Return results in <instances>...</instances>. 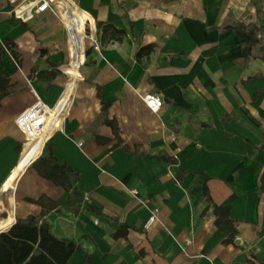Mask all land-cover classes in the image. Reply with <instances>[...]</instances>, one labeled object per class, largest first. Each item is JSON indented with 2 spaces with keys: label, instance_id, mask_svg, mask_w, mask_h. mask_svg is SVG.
Listing matches in <instances>:
<instances>
[{
  "label": "crops",
  "instance_id": "obj_1",
  "mask_svg": "<svg viewBox=\"0 0 264 264\" xmlns=\"http://www.w3.org/2000/svg\"><path fill=\"white\" fill-rule=\"evenodd\" d=\"M24 1L0 0V213L74 241L67 264H264V0H53L28 19ZM239 23L258 28L248 57ZM36 99L63 119L39 156L15 124Z\"/></svg>",
  "mask_w": 264,
  "mask_h": 264
},
{
  "label": "trees",
  "instance_id": "obj_2",
  "mask_svg": "<svg viewBox=\"0 0 264 264\" xmlns=\"http://www.w3.org/2000/svg\"><path fill=\"white\" fill-rule=\"evenodd\" d=\"M80 17L78 21L82 25L83 21ZM109 28L113 27L105 25L103 32ZM113 30L118 35L113 39L120 41L121 35L124 32L116 29ZM233 30L238 38L243 40L242 52L245 57H248L252 47L259 41L257 38L258 28L251 26L247 29L242 23H239L233 27ZM151 49V45L141 47L135 56L140 58L148 54ZM85 54H87V51H85ZM105 123L111 126L112 130L117 133L118 129L114 121L105 119ZM34 158L36 156L33 154ZM40 159L48 165L43 176L67 189L72 186L67 169H63L51 154ZM203 191L206 193L205 185H203ZM213 212L216 216V226L222 230L227 229L230 231L229 239H227V241H230L235 230L232 221L228 218L229 207L215 205ZM13 221L14 218L6 215L4 217L0 216V230L9 227ZM123 233L124 231L120 229L116 232L115 236L122 235ZM75 248L76 244L74 241L55 237L51 233L47 223H40L33 216L25 219H16L9 228L0 231V264H67ZM83 264H91L89 255H84Z\"/></svg>",
  "mask_w": 264,
  "mask_h": 264
},
{
  "label": "built area",
  "instance_id": "obj_3",
  "mask_svg": "<svg viewBox=\"0 0 264 264\" xmlns=\"http://www.w3.org/2000/svg\"><path fill=\"white\" fill-rule=\"evenodd\" d=\"M9 4L15 6L18 5L21 0H7ZM55 7L53 4V0H33L31 5L22 8L21 6L17 9V16L20 18L28 19L35 14L44 12L49 8ZM87 39L90 40L94 44V47L98 49L96 44V39L94 35L87 36ZM6 49V46L3 45ZM142 100L146 104V106L152 112H158L161 105V98L152 93H145L142 95ZM59 103L55 107H49L45 103H43L40 99H36L35 102L30 105L28 108L24 109L20 112L15 118L16 127L23 135V144H22V152L23 153L25 146L31 143H39L41 145L40 151L37 156L40 155L41 150L50 136V134L60 127L58 112ZM66 115V113H65ZM64 115V116H65ZM63 116V118H64ZM63 120V119H62ZM62 120L60 122H62ZM81 146V143L78 144ZM33 160V159H32ZM31 160V161H32ZM30 161V162H31ZM158 214V209L153 207L151 209L150 216L147 218L143 227L148 229L151 224L156 220ZM15 220L13 221V223Z\"/></svg>",
  "mask_w": 264,
  "mask_h": 264
},
{
  "label": "rangeland",
  "instance_id": "obj_4",
  "mask_svg": "<svg viewBox=\"0 0 264 264\" xmlns=\"http://www.w3.org/2000/svg\"><path fill=\"white\" fill-rule=\"evenodd\" d=\"M86 41V39L84 40V43H83V53H84V51H85V42ZM69 60V57H68V51H67V49L65 50V56H64V58H63V60H62V67L64 66V64L65 63H67V61ZM0 216L1 217H4L5 216V213H0Z\"/></svg>",
  "mask_w": 264,
  "mask_h": 264
},
{
  "label": "bare ground",
  "instance_id": "obj_5",
  "mask_svg": "<svg viewBox=\"0 0 264 264\" xmlns=\"http://www.w3.org/2000/svg\"><path fill=\"white\" fill-rule=\"evenodd\" d=\"M33 0H25L23 3H21V7H27L28 5H31Z\"/></svg>",
  "mask_w": 264,
  "mask_h": 264
},
{
  "label": "water",
  "instance_id": "obj_6",
  "mask_svg": "<svg viewBox=\"0 0 264 264\" xmlns=\"http://www.w3.org/2000/svg\"><path fill=\"white\" fill-rule=\"evenodd\" d=\"M12 224H13V223H12ZM12 224H11V225H12ZM11 225H10V226H11ZM10 226H9V227H10ZM9 227H7V228H9ZM7 228H6V229H7ZM6 229L0 230V231H4V230H6Z\"/></svg>",
  "mask_w": 264,
  "mask_h": 264
}]
</instances>
